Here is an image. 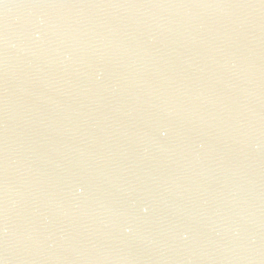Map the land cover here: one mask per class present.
Listing matches in <instances>:
<instances>
[{"label":"water","instance_id":"1","mask_svg":"<svg viewBox=\"0 0 264 264\" xmlns=\"http://www.w3.org/2000/svg\"><path fill=\"white\" fill-rule=\"evenodd\" d=\"M0 264H264V0H0Z\"/></svg>","mask_w":264,"mask_h":264}]
</instances>
